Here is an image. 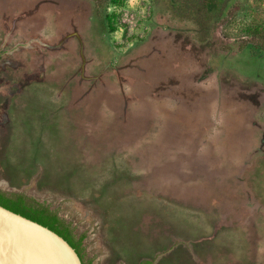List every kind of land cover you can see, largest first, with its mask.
Masks as SVG:
<instances>
[{"label":"rangeland","instance_id":"rangeland-1","mask_svg":"<svg viewBox=\"0 0 264 264\" xmlns=\"http://www.w3.org/2000/svg\"><path fill=\"white\" fill-rule=\"evenodd\" d=\"M0 0V192L91 264H264V0Z\"/></svg>","mask_w":264,"mask_h":264},{"label":"water","instance_id":"water-1","mask_svg":"<svg viewBox=\"0 0 264 264\" xmlns=\"http://www.w3.org/2000/svg\"><path fill=\"white\" fill-rule=\"evenodd\" d=\"M0 264H82L48 228L0 206Z\"/></svg>","mask_w":264,"mask_h":264},{"label":"trees","instance_id":"trees-1","mask_svg":"<svg viewBox=\"0 0 264 264\" xmlns=\"http://www.w3.org/2000/svg\"><path fill=\"white\" fill-rule=\"evenodd\" d=\"M113 5L117 6L121 3L120 0H109ZM260 39L262 41V49L264 50V30L260 34ZM0 206L3 208L18 214L24 218H27L33 222H36L49 230L53 231L60 237H62L78 254L82 264H91L90 262H85L84 251H83V236L79 239L74 240L71 231L67 225H64L61 220L53 213H50L46 208L35 206L27 202V198L22 194H16L12 196H7L0 192ZM152 261H141L139 264H151Z\"/></svg>","mask_w":264,"mask_h":264}]
</instances>
